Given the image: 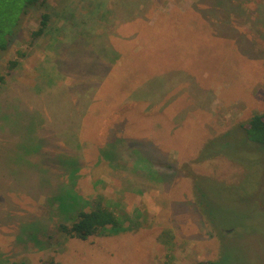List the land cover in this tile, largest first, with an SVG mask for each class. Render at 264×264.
Returning a JSON list of instances; mask_svg holds the SVG:
<instances>
[{
	"label": "rangeland",
	"instance_id": "rangeland-1",
	"mask_svg": "<svg viewBox=\"0 0 264 264\" xmlns=\"http://www.w3.org/2000/svg\"><path fill=\"white\" fill-rule=\"evenodd\" d=\"M90 1L47 0L52 10L25 12L19 39L0 57V76L17 58L26 83L35 81L39 63L55 56L63 39L52 34L33 40L42 15L52 14L47 30L53 31L64 26L59 17L65 6L86 13L95 8ZM258 2L247 6L255 10ZM229 8L219 0H108L96 32L108 34L107 44L123 54L114 70L117 93L103 95L106 109L91 114L94 131L86 125L82 136L88 169L76 190L71 179V189L55 188L60 172L0 173V264H264V146L246 141L238 128L264 113V25ZM175 17L189 19L174 31L173 22L164 21ZM71 74L58 83L72 84ZM107 80L110 85L112 76ZM149 85L152 95L132 101ZM135 107L141 137L162 148L170 167L163 182L151 172L147 182L137 171L128 181L133 163L122 160L114 168L101 155L112 128ZM139 112L144 119L138 120ZM133 121L124 134L132 133ZM210 143V158L200 161ZM108 153L118 155L117 147ZM6 158L2 169L11 163ZM55 195L63 200L60 208L45 200ZM78 195L90 203L102 198L120 213L125 230L87 241L62 236L59 226Z\"/></svg>",
	"mask_w": 264,
	"mask_h": 264
},
{
	"label": "trees",
	"instance_id": "trees-1",
	"mask_svg": "<svg viewBox=\"0 0 264 264\" xmlns=\"http://www.w3.org/2000/svg\"><path fill=\"white\" fill-rule=\"evenodd\" d=\"M126 1L129 4L131 0ZM90 2L95 8L86 13L82 11L76 13L77 11L71 9L69 5L65 6L59 17L65 20L64 26L53 31L47 30L52 14L42 15L39 28L32 31L33 40L39 41L52 34L63 36V39L57 40L54 48L55 56L47 55L46 59L39 63L35 81L26 83L21 72V61L17 58L7 62V74L0 76V160L7 157L6 159L11 163L6 169H2L1 166L0 173L17 171L24 174V170L31 174L60 172V177L53 183L55 188L61 187L62 190L72 188V183L70 186L67 184L70 179L75 182V187L78 180L86 173L88 166L84 156L85 149L89 146L82 136L86 125L92 127L89 123L91 114L97 109L102 111L106 109L103 95L117 93L119 79L115 78L114 70L123 54L121 49L107 44L108 34L99 36L96 32L95 26L100 25L108 13V0ZM248 2L249 0H219V3L227 9H230L229 7L237 9L241 16L255 15L258 19L254 20L258 23L262 21L264 25V0H259L255 10L248 8ZM37 6L53 9L47 4V0H0V57L19 39L23 14ZM177 18L180 22H176ZM188 19L175 17L164 22H173L174 31H177L186 25ZM180 33L177 35H182ZM33 46L34 43L31 44V47ZM18 53L22 58L26 56L25 52L18 51ZM53 71H56V75ZM70 73L75 76L73 83L61 86L58 81L66 78ZM110 76L113 80L108 85L107 78ZM151 82L149 81L150 85ZM135 83H139V78H136ZM150 85L144 90H139L140 88L139 91L136 90L132 101L142 102L147 95H152ZM164 86L166 88L165 82ZM165 107H168L167 104ZM137 109L135 107L127 111L123 120L112 128L108 139L101 147V155L114 168L122 160L133 163L128 168L130 171L127 175L128 181L135 178L133 176L137 171L143 174L140 179L145 178L147 182L150 181L148 172L156 174L163 182L171 175V170H167L170 167L166 164L167 159L162 148L160 149L150 140L151 138L141 137L143 120L140 123L133 121L136 116L134 110ZM137 117L138 120L142 118L140 112ZM130 121L135 123V127L130 130L132 133L124 134L126 124ZM152 121L150 123H155ZM1 126L4 128L2 129ZM118 126H121L120 129ZM167 126L165 118L163 128L167 129ZM238 128L244 133L246 141L264 146V113L254 115L248 122L239 124ZM92 131H94L93 127ZM112 144L117 147L118 155L108 153ZM211 145L212 143L207 144L201 150L200 161L210 158L211 153L208 151H212ZM112 148L114 151L115 148ZM32 155L37 158L33 162L30 161ZM58 196L51 198L48 196L45 200L50 206L60 208L63 200L61 201ZM78 199L74 210L65 211L69 215L67 221L61 222L59 226L62 236L87 241L101 234L111 236L125 230L124 219L120 217V213L105 205L102 198L95 199L92 204L83 196H79ZM12 264L21 263L12 262ZM191 264L216 263L202 261Z\"/></svg>",
	"mask_w": 264,
	"mask_h": 264
}]
</instances>
